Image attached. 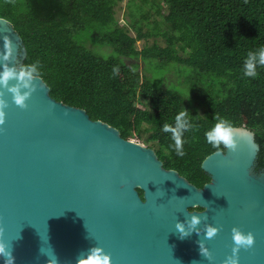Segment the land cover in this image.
<instances>
[{
	"label": "water",
	"instance_id": "95a60500",
	"mask_svg": "<svg viewBox=\"0 0 264 264\" xmlns=\"http://www.w3.org/2000/svg\"><path fill=\"white\" fill-rule=\"evenodd\" d=\"M0 37L12 48L5 65L18 71L27 49L4 17ZM4 45L0 39V52ZM31 86L24 108L0 87V99L8 101L0 125V240L11 246V264H76L94 245L111 264H223L232 254L233 227L254 236L237 264H264V171L255 170L260 145L253 130L236 126V151L204 159L211 180L198 187L166 168L153 147L57 100L42 76ZM193 216L199 223L189 229ZM208 227L218 229L212 238Z\"/></svg>",
	"mask_w": 264,
	"mask_h": 264
},
{
	"label": "trees",
	"instance_id": "16d2710c",
	"mask_svg": "<svg viewBox=\"0 0 264 264\" xmlns=\"http://www.w3.org/2000/svg\"><path fill=\"white\" fill-rule=\"evenodd\" d=\"M122 1L0 0V17L22 36L20 67L38 61L52 96L125 138H144L166 168L198 187L211 180L202 163L216 151L204 138L214 117L254 131L255 170L264 171V66L254 79L243 76L247 53L264 46V0H127L124 8ZM171 68L176 83L165 79ZM184 109L195 126L180 157L162 126Z\"/></svg>",
	"mask_w": 264,
	"mask_h": 264
},
{
	"label": "clouds",
	"instance_id": "9594fccd",
	"mask_svg": "<svg viewBox=\"0 0 264 264\" xmlns=\"http://www.w3.org/2000/svg\"><path fill=\"white\" fill-rule=\"evenodd\" d=\"M5 41L4 51L0 52V87H6L8 93L11 95L12 102L21 107H26V100L33 91L31 82L40 75L39 62H32L22 65L18 71L11 66H6L4 62L12 53V48L8 37H0ZM264 66V46L259 47L255 51H249L243 62V76L249 78H256L258 75L257 67ZM118 69L114 68L115 73ZM15 80L16 84L9 86V81ZM8 107V101L0 99V125L5 120V109ZM215 122L212 126L204 132L206 143L210 144L217 152H222L224 149L236 151L238 146L237 137L240 134V129L234 123L223 117H214ZM191 114L187 109L179 112L176 115L174 124H164L162 130L171 133L172 147L177 156H184L183 145L186 142L184 134L194 127ZM199 223V220L193 216L189 223V229L194 228ZM176 231L179 232L180 238H184L189 234L185 230L182 223L177 222L175 225ZM216 227H208L206 231V238H212L217 233ZM233 246L231 255L226 257L223 264H237L238 252L241 248L248 249L254 243V236L251 232H243L238 227L231 229ZM201 252L211 260L210 252L203 247L201 243ZM0 256L4 257V264H11L13 256L11 254V246L0 240ZM51 260L57 261L55 255L51 254ZM58 262V261H57ZM76 264H111V256L103 247L94 245L89 249L78 254Z\"/></svg>",
	"mask_w": 264,
	"mask_h": 264
},
{
	"label": "rangeland",
	"instance_id": "374dc122",
	"mask_svg": "<svg viewBox=\"0 0 264 264\" xmlns=\"http://www.w3.org/2000/svg\"><path fill=\"white\" fill-rule=\"evenodd\" d=\"M126 3H127V0H123V1L121 2V5L123 6V8L125 7V4H126ZM117 15H118V17L121 19V20H120L121 23H123V21H124V19H123V9L118 10V14H117ZM153 40H154V37L150 38V39L148 40V42H146V41H144V39H142V40H140V41L137 43V45H138L139 48H142L146 43H148V44L152 43ZM106 52H109V51L107 50ZM125 61L128 62V63L133 62L131 59H128V58H125ZM139 61H140V63H141V68H142V60H139ZM175 71H176L175 68H171V69L166 73V75H165V79H166L167 83H170V82L176 83V82L178 81L179 76H178V74H177ZM140 105H141V104H140ZM147 135H148V133H145L144 137H146ZM132 139L135 140V141H137V142H140V143H142V144H144V145H146V146H150V144H149L148 142H146V141L144 140V138H136V137H135V138H132Z\"/></svg>",
	"mask_w": 264,
	"mask_h": 264
}]
</instances>
